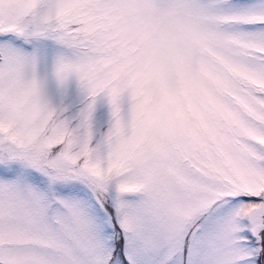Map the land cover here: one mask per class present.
<instances>
[{"label":"snow or ice","instance_id":"obj_1","mask_svg":"<svg viewBox=\"0 0 264 264\" xmlns=\"http://www.w3.org/2000/svg\"><path fill=\"white\" fill-rule=\"evenodd\" d=\"M0 264H264V0H0Z\"/></svg>","mask_w":264,"mask_h":264}]
</instances>
